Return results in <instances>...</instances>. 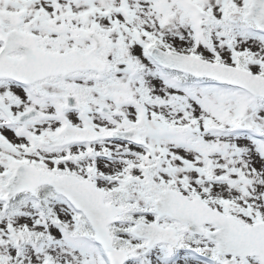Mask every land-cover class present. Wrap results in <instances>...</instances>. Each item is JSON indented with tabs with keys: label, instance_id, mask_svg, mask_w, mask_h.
<instances>
[{
	"label": "snow or ice",
	"instance_id": "1",
	"mask_svg": "<svg viewBox=\"0 0 264 264\" xmlns=\"http://www.w3.org/2000/svg\"><path fill=\"white\" fill-rule=\"evenodd\" d=\"M0 264H264V0H0Z\"/></svg>",
	"mask_w": 264,
	"mask_h": 264
}]
</instances>
